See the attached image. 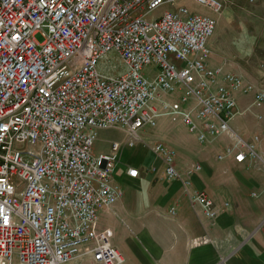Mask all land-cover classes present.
<instances>
[{"label":"built area","instance_id":"1","mask_svg":"<svg viewBox=\"0 0 264 264\" xmlns=\"http://www.w3.org/2000/svg\"><path fill=\"white\" fill-rule=\"evenodd\" d=\"M177 1L0 0V264H126L100 211L123 195L114 178L123 146L144 144L140 132L161 119L183 125L200 143L228 136L219 161L233 156L264 165L257 150L264 129L249 144L231 126L236 115L264 106V88L212 67L216 18ZM193 1L214 14L224 6ZM165 6L173 9L154 14ZM111 54L127 72L98 70ZM237 94L253 96L240 113ZM115 126L126 143L94 154L99 133ZM147 147L164 179L191 188L201 164L183 177L174 150L160 142ZM127 174L136 179L140 170ZM189 198L205 217L218 216L204 191ZM210 242L197 237L190 246Z\"/></svg>","mask_w":264,"mask_h":264},{"label":"crops","instance_id":"2","mask_svg":"<svg viewBox=\"0 0 264 264\" xmlns=\"http://www.w3.org/2000/svg\"><path fill=\"white\" fill-rule=\"evenodd\" d=\"M249 1V22L221 18L225 28L213 45L210 65L236 74L251 69L255 78L248 81L264 86L260 82L264 77V0ZM236 98L238 113L253 102L252 95L237 94ZM257 115L263 119L258 120ZM161 120L155 141L176 152L181 175L185 177L194 163L201 164L202 169L192 175V186L186 190L180 180L164 179L163 165L148 148L142 144L137 149L123 146L114 178L126 189V195L110 210L100 211V224L113 230V245L123 253L126 264H264V165L249 159L237 163L233 156L219 161L217 156L232 143L228 136L200 143L183 125ZM231 126L243 141L252 143L264 129V106L236 115ZM116 133L126 132L115 126L101 131L98 140L109 141L110 146L115 141L125 144L115 138ZM257 150L264 159V137ZM109 152L110 148L99 154ZM129 167L140 170L138 178L128 176ZM199 191L213 200L218 211L215 219L205 217L200 206L190 203L189 194ZM122 200H126V211L131 215L127 222H150L151 217L145 213L155 206L157 217L171 220V229L153 234L141 231L137 236L126 231V238L118 235L109 220L112 222ZM172 208L176 209L174 215L170 213ZM197 237H208L211 242L191 247L190 241Z\"/></svg>","mask_w":264,"mask_h":264},{"label":"rangeland","instance_id":"3","mask_svg":"<svg viewBox=\"0 0 264 264\" xmlns=\"http://www.w3.org/2000/svg\"><path fill=\"white\" fill-rule=\"evenodd\" d=\"M176 6H187L195 12H202V13L211 15L216 18L217 20L216 32L209 43V47L211 51L213 50V45H215L217 41L219 32L221 30L223 31L225 28L221 18L224 17V19H228L229 21H232V22L238 21V22L246 23L247 21L248 22L250 21L249 18L252 15L251 10H250L252 3H250L249 0H224L223 9L221 10L219 14H214L209 8H207L204 5H200L193 0H178L176 3ZM167 9L171 10L173 8L165 6L159 9L158 11H156L154 14H157V15L162 14ZM37 39L40 42L42 41V38L40 36H37ZM262 63L264 64V62ZM263 64L261 67L264 68ZM151 68H153V66L146 67L144 72L148 73V71ZM98 70L101 73H105L108 75H121L127 72V67L117 55L111 54L109 55V57L104 58L100 61ZM231 72L234 73L235 71L232 70ZM152 74L153 73H151V75ZM237 74L244 77L247 81L249 80L253 82V79L255 78L254 72H252L251 69L247 70L246 72H242L241 74L240 73H237ZM261 81L264 82V77L260 79V82ZM257 85H259V87L263 86L260 84H257ZM261 88H264V86ZM180 96H181V92H178L177 94L173 96V99L179 100ZM165 120L172 122L171 120L167 118H165ZM161 121H159L158 124H160ZM109 130H112V128ZM144 130L145 132L144 131L140 132L142 140L144 141V144H142L141 146H145L146 148H148L147 146L157 142L155 140H156V133L159 130V128L158 127L156 128L146 127ZM115 138L119 141L124 140L125 143L127 141L126 133H116ZM137 146H140V145H137ZM109 148H110L109 141L97 140L93 148V153L98 155L101 152H107ZM122 189H123V195H126V189L123 188V186H122ZM157 208L158 207L154 206L150 208L147 213H145L146 216L151 217L149 218L151 220L150 222H147V223L127 222V221H131L130 220L131 215L129 211H126V200H122V203L116 208V214L113 215V219L111 220L112 222H110L109 220V224L111 223L112 226H115L118 235H122V237H125V238H126V231L132 236H137L138 233L141 231H148L153 234L156 231H161L163 229H171L172 227L170 223L171 220L163 219L161 217L156 216V213H159L157 212L158 210ZM140 215L142 216L143 214H140Z\"/></svg>","mask_w":264,"mask_h":264}]
</instances>
